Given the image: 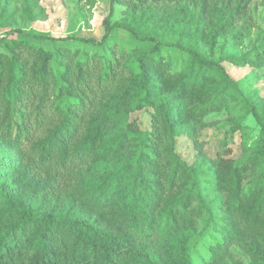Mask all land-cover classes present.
<instances>
[{
    "label": "trees",
    "instance_id": "1",
    "mask_svg": "<svg viewBox=\"0 0 264 264\" xmlns=\"http://www.w3.org/2000/svg\"><path fill=\"white\" fill-rule=\"evenodd\" d=\"M157 1L111 0L131 18L111 24V12L100 39L0 35V264H228L234 244L249 264H264V102L223 65L263 67L264 42L207 55L189 39L165 38ZM167 1L195 10L198 22L214 17L219 30L245 22L252 2ZM33 6L25 13L36 21ZM118 29L126 40L110 36ZM218 29L206 35L211 48ZM143 109L146 128L130 117ZM223 110L241 134L238 156L221 142L224 154L199 148L195 161L183 159L177 137L197 144L207 115ZM250 113L258 141L242 125Z\"/></svg>",
    "mask_w": 264,
    "mask_h": 264
},
{
    "label": "rangeland",
    "instance_id": "2",
    "mask_svg": "<svg viewBox=\"0 0 264 264\" xmlns=\"http://www.w3.org/2000/svg\"><path fill=\"white\" fill-rule=\"evenodd\" d=\"M30 1L0 0V8L4 6L5 2L7 5L6 13L0 14V35L6 31L20 28L22 30L35 29L55 38L73 35L100 39L105 32V17L111 12L113 13L112 18L108 20L111 24L116 18L124 17L127 20L131 18L129 13L121 10V5H116V3L112 5L111 0H33L32 10L38 12V15L36 21H32L25 13V6ZM178 7L175 2L167 0L151 3V8L156 13V20L159 22V30L164 32L165 38L181 43H185L189 39L201 52L213 56L226 53L240 55L264 42V0H252L247 20L245 22L240 20L235 25L222 30L218 29L222 22L214 17L198 22L195 20V10H191L190 13H182L176 9ZM138 13L139 9L136 10V14ZM136 19L138 22L143 20L142 18ZM197 26H200L199 31ZM217 29L219 33L211 48L206 35ZM110 36L126 40L128 33L123 29H118L115 34ZM67 43L69 42L64 39L55 41L57 45ZM169 52L172 53V59L175 60L178 58L180 50L169 49ZM223 65L230 76L239 81V86L246 96L253 94L264 102V66H238L231 62H223ZM130 117L140 120L145 128L149 125V112L146 109L133 112ZM207 117L211 119L200 130L197 144L185 133H182L176 139V151L190 163L197 159L200 149L202 153L210 156H215V153L224 154L225 148L220 143L225 142L226 148L230 150V156H238L241 134L239 131L231 130L232 121L229 118V113L226 110L219 114L211 112ZM242 125L252 141H258L261 138V126L251 113L242 122ZM118 129L117 126H113L106 131V134L114 135ZM121 159V156H118L94 170L103 172ZM226 261L228 264H249L250 258L243 248L234 244L230 247Z\"/></svg>",
    "mask_w": 264,
    "mask_h": 264
}]
</instances>
